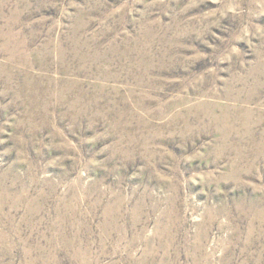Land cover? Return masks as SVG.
<instances>
[{
  "label": "rangeland",
  "instance_id": "rangeland-1",
  "mask_svg": "<svg viewBox=\"0 0 264 264\" xmlns=\"http://www.w3.org/2000/svg\"><path fill=\"white\" fill-rule=\"evenodd\" d=\"M0 264H264V0H0Z\"/></svg>",
  "mask_w": 264,
  "mask_h": 264
}]
</instances>
